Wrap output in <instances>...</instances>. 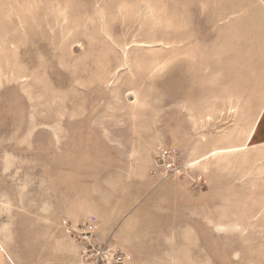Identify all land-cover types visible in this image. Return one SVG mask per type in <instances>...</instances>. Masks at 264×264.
Returning a JSON list of instances; mask_svg holds the SVG:
<instances>
[{
	"label": "rangeland",
	"instance_id": "rangeland-1",
	"mask_svg": "<svg viewBox=\"0 0 264 264\" xmlns=\"http://www.w3.org/2000/svg\"><path fill=\"white\" fill-rule=\"evenodd\" d=\"M230 2L0 0V264H264V154L191 165L264 101Z\"/></svg>",
	"mask_w": 264,
	"mask_h": 264
},
{
	"label": "crops",
	"instance_id": "crops-1",
	"mask_svg": "<svg viewBox=\"0 0 264 264\" xmlns=\"http://www.w3.org/2000/svg\"><path fill=\"white\" fill-rule=\"evenodd\" d=\"M230 4L226 7L231 9V12L227 13L231 17L230 23L242 26H261V29H258L261 32H256L254 33L256 36L246 39L264 41V0H231ZM262 109L249 139L248 150L264 154V107ZM262 162L264 164V160Z\"/></svg>",
	"mask_w": 264,
	"mask_h": 264
},
{
	"label": "built area",
	"instance_id": "built-area-1",
	"mask_svg": "<svg viewBox=\"0 0 264 264\" xmlns=\"http://www.w3.org/2000/svg\"><path fill=\"white\" fill-rule=\"evenodd\" d=\"M93 218L87 221L86 236L84 241L86 242L85 251L83 252L82 264H122L124 257L121 254L113 252L108 247H96L92 241V223Z\"/></svg>",
	"mask_w": 264,
	"mask_h": 264
},
{
	"label": "bare ground",
	"instance_id": "bare-ground-1",
	"mask_svg": "<svg viewBox=\"0 0 264 264\" xmlns=\"http://www.w3.org/2000/svg\"><path fill=\"white\" fill-rule=\"evenodd\" d=\"M235 103V102H234ZM264 107V101H263V103H262V105H261V107H260V109H259V112H258V114H257V116H256V118H255V121H254V123H253V125H252V127L250 128V130L247 132V134H246V137L244 138V141H243V143L242 144H239V145H230L229 147H223V148H216V149H214V150H210V152H208V153H206V154H204V155H202L201 157H199V158H197L196 160H195V162H193L191 165H196V164H200V163H202V162H204V161H207V160H209L210 161V158H213L214 160L217 158L218 159V157L220 158H222V156H232V155H239V154H246V152L248 151V143H249V139H250V137H251V134H252V131H253V129H254V126H255V124H256V121H258L257 120V118H258V116L260 117V115H259V113H261L260 111L262 110L263 111V108ZM231 109V108H230ZM235 109V108H234ZM234 112V111H233ZM206 115V114H205ZM210 117V116H209ZM262 117V116H261ZM245 134V133H244ZM252 139V138H251ZM253 146V145H252ZM251 149V148H250ZM206 163H208V162H206ZM205 163V164H206ZM200 165H202V164H200ZM203 166V165H202ZM258 171V170H257ZM227 227V226H226ZM241 228V227H240ZM224 229H227V228H225L224 226H217L216 227V230L217 231H224ZM228 234V233H227ZM188 262V261H187Z\"/></svg>",
	"mask_w": 264,
	"mask_h": 264
}]
</instances>
